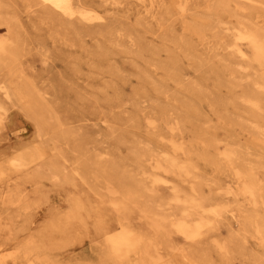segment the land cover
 <instances>
[{
  "label": "rangeland",
  "instance_id": "rangeland-1",
  "mask_svg": "<svg viewBox=\"0 0 264 264\" xmlns=\"http://www.w3.org/2000/svg\"><path fill=\"white\" fill-rule=\"evenodd\" d=\"M0 1L20 37L12 71L0 68V264H137L133 252L120 263L108 257L105 238L121 223L155 238L150 264H264V100L243 96V87L264 93V59L246 37L264 32V0H223L220 13L212 9L222 0H69L52 11L61 24L35 2ZM0 40H9L2 24ZM17 88L30 94L26 106ZM20 147L34 151L28 165L13 159ZM182 165L214 212L194 240L172 228L166 246L154 217L133 204L116 209L122 187L108 174L157 180L168 196L188 180ZM248 178L254 195L242 191ZM79 195L102 207L101 218L41 246L43 230L62 224L58 215ZM176 206L169 202L168 219Z\"/></svg>",
  "mask_w": 264,
  "mask_h": 264
},
{
  "label": "bare ground",
  "instance_id": "bare-ground-1",
  "mask_svg": "<svg viewBox=\"0 0 264 264\" xmlns=\"http://www.w3.org/2000/svg\"><path fill=\"white\" fill-rule=\"evenodd\" d=\"M26 2H35L40 4L41 7L46 9L48 17L51 21L62 23L60 18H57L53 14V9L61 10L65 12L69 9V0H25ZM181 5V4H179ZM229 8V3L226 1H220L217 3L215 9H212L215 13H220L221 10L225 12ZM214 13V14H215ZM54 16V18H53ZM0 24L4 25L8 32L9 40H0V68H7L12 71L14 64L17 61V55L20 53L19 49V31L15 27L12 21L11 15L7 14L3 10L0 1ZM211 22L202 25H197L193 29L194 32L202 31L201 28L209 27ZM246 37L250 40L254 55L256 60L262 61L264 59V32L251 29L246 34ZM239 52V49H237ZM171 63L175 64V58L173 56L169 57ZM259 81L264 84V75L259 78ZM13 95L17 96L20 101H23L24 105L28 104L30 94L23 89H15L12 92ZM194 96L201 99V94L194 92ZM243 96L247 99L252 100L254 103H259L264 100V93L257 94L251 91L247 87H243ZM2 105V104H0ZM1 108V107H0ZM188 111L191 114H196V108L192 105V108L188 107ZM249 116L253 118V113L247 111ZM40 115L35 117V121L38 127L41 124ZM0 116V121H1ZM137 153V152H135ZM141 154V156H139ZM34 156V151L30 148L20 147L16 150L14 155V161L17 165H28L32 157ZM145 152L141 151L134 155L137 162L140 163L144 160ZM157 167L162 169L163 164L157 161ZM105 169V167H103ZM182 170L188 180H185L186 184L176 185L174 190H172L168 196L157 191V180H140L132 175H125L118 172L115 168L112 172L108 174V177L116 180L118 185L122 187L121 192H119L118 197L111 198L112 203L115 205L117 210L127 211L130 205L138 206L148 219L151 216L154 217V229L155 235L157 236L159 230L162 229L163 235L160 238V244L164 243L169 246V232L173 228L180 231L184 236L194 240L205 228L206 223L209 221L208 217L205 215L207 211H213L212 197L204 196L198 184L191 181L192 173L191 166L182 165ZM189 173V175H188ZM53 176L59 180L60 184L71 185L72 187L78 186L77 180L68 172L53 171ZM257 187L255 179L248 178L245 183H243L242 191L248 192L254 195V191ZM173 201L178 204L176 209L173 211L172 215H176L174 219H168L171 215L167 212L169 202ZM30 201L26 202L29 203ZM69 206L66 212L58 215L57 218L62 222V224H51L49 227L43 230V240L42 245L45 243L56 242V245L63 243L65 239L69 236L77 234L86 223L92 222L94 220L101 218L102 207L88 199L82 198L80 195L78 197H73L70 199ZM177 212V213H174ZM58 212H56L57 214ZM53 215L47 217V219L53 218ZM122 231L119 234L105 238V247L107 249L109 259L113 260L115 263H120L126 261L129 252H133L136 255L137 264H150L151 260L154 258L155 253H157V247L153 243L155 238L147 239L146 241L139 235H134L130 233L129 228L125 223H121ZM264 227V221L258 224V229ZM229 241V240H228ZM241 244L237 242H231V249L235 253L241 251ZM225 264H228L224 260Z\"/></svg>",
  "mask_w": 264,
  "mask_h": 264
}]
</instances>
